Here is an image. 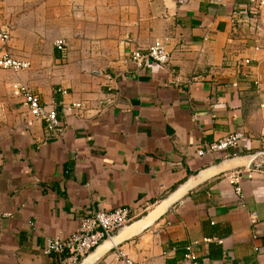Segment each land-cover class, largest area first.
<instances>
[{
	"label": "crops",
	"instance_id": "obj_1",
	"mask_svg": "<svg viewBox=\"0 0 264 264\" xmlns=\"http://www.w3.org/2000/svg\"><path fill=\"white\" fill-rule=\"evenodd\" d=\"M250 7L0 0L11 34L0 50L31 62L0 69V264H58L44 253L47 239L71 236L93 210L128 208L134 222L204 169L262 150L264 9L255 18ZM156 40L170 63L137 67L131 53ZM19 85L57 107L62 137H47L16 95ZM71 102L85 108L64 113ZM230 133L244 134L240 146L199 154ZM251 165L203 182L93 264H124L119 251L137 264H193L191 244L198 264H264V169L249 178ZM239 172L241 194L228 177Z\"/></svg>",
	"mask_w": 264,
	"mask_h": 264
},
{
	"label": "built area",
	"instance_id": "obj_2",
	"mask_svg": "<svg viewBox=\"0 0 264 264\" xmlns=\"http://www.w3.org/2000/svg\"><path fill=\"white\" fill-rule=\"evenodd\" d=\"M222 3L223 0H214ZM250 9L255 18L261 17L264 9V0H249ZM183 2V1H182ZM11 38L10 30L5 27L0 15V42L7 44ZM56 48L63 54L67 53L68 45L64 39H57ZM130 58L137 67H142L145 61L153 60L161 65H168L171 61V54L165 42L156 40L145 50L135 49ZM243 64L250 63V59H242ZM31 66V62L14 57L10 52L0 50V69H7L18 72ZM63 93L67 91L63 90ZM16 95L23 98L31 115L41 121L44 125L47 137L50 139L60 138L64 134L65 126L60 117L59 110L54 105L43 103L41 96L25 85H19ZM85 108L82 102H71L65 104L63 112H72L75 109L82 111ZM243 133H230L217 141L206 144L199 150L200 155L223 151L229 147H238L244 139ZM262 150L258 152L254 162L246 171L247 177L251 178L254 171L264 169V119L261 131ZM245 175V176H246ZM230 182L235 184L236 191L241 194V182L243 175L239 172L237 175H229ZM128 208H120L114 211H95L81 219L78 229L69 237L54 236L47 239L44 247L46 255H55L59 257L58 264H80L97 246L107 238H111L117 231L123 229L132 222ZM256 224L257 217L252 219ZM259 231L255 230L253 239H259ZM258 250V247L256 248ZM119 257L124 264H137L130 259L123 251H119ZM186 258L193 264H198L195 245L188 246Z\"/></svg>",
	"mask_w": 264,
	"mask_h": 264
},
{
	"label": "water",
	"instance_id": "obj_3",
	"mask_svg": "<svg viewBox=\"0 0 264 264\" xmlns=\"http://www.w3.org/2000/svg\"><path fill=\"white\" fill-rule=\"evenodd\" d=\"M258 153L238 156L228 160H224L219 164L212 165L197 175L190 177L183 185L175 190L167 200L162 204L156 206L153 210L149 211L142 218L131 222L126 225L123 229L117 231L111 238H107L99 246H97L80 264H93L95 257L103 252H108L113 248L117 247L122 241L126 240L132 233L138 228H144L147 225L154 223L162 215H164L168 209L177 201L188 195L190 191L198 187L203 182L218 175L222 172L233 171L241 167H247L250 162H254ZM264 167V165H263Z\"/></svg>",
	"mask_w": 264,
	"mask_h": 264
}]
</instances>
